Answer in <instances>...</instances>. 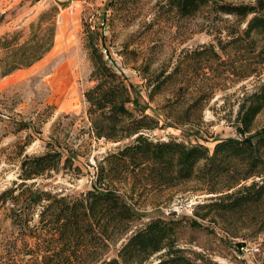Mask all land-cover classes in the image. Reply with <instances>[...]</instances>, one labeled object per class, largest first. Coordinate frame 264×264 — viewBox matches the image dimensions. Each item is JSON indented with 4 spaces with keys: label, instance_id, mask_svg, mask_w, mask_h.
<instances>
[{
    "label": "rangeland",
    "instance_id": "obj_1",
    "mask_svg": "<svg viewBox=\"0 0 264 264\" xmlns=\"http://www.w3.org/2000/svg\"><path fill=\"white\" fill-rule=\"evenodd\" d=\"M45 11L41 26L53 22L52 48L29 67L0 76V192L19 181L26 155L43 154L51 146L64 155L76 151L74 165L79 169L61 166L28 183L59 195L91 188L95 161L117 145L88 133L84 92L94 84L92 43L125 75L134 99L129 106L158 119L155 128L144 131L150 139L200 143L211 151L218 140L239 137V99L257 85L258 77L239 80L231 73L239 67V45L226 43L229 36L223 28L232 17L208 7L180 17L168 0H0V35L18 31L24 39L30 24ZM210 45L219 57L207 52L199 58L197 53ZM157 77L163 82L151 91ZM262 133L264 112L246 136L254 140ZM122 191L132 195L142 222L155 217L178 220V246L191 256L211 264H261L264 231L257 232L239 216L195 218L196 206L211 195L196 183L161 191L140 186L130 191L126 184ZM192 219L200 225H191ZM37 254L34 238L19 231L7 207L1 206L0 264H34ZM156 260L157 254L150 258L151 263Z\"/></svg>",
    "mask_w": 264,
    "mask_h": 264
},
{
    "label": "trees",
    "instance_id": "obj_2",
    "mask_svg": "<svg viewBox=\"0 0 264 264\" xmlns=\"http://www.w3.org/2000/svg\"><path fill=\"white\" fill-rule=\"evenodd\" d=\"M168 5L180 17L208 7L233 18L223 28L229 36L226 43L239 45V67L231 73L239 80L258 77L257 85L243 91L239 99V137L220 139L211 151L200 143L150 139L144 131L155 128L158 119L141 107L129 106L134 99L125 75L114 70L92 43L94 84L84 92L88 133L95 140L117 145L95 161L91 188L78 195H59L34 181L28 183L61 166L79 169L74 165L76 151L64 155L51 146L43 154L26 155L20 163L19 181L0 192V207H7L12 224L34 238L40 254L34 264H211L178 246V220L155 217L142 222L143 214L132 195L122 191L126 184L130 191L137 186L161 191L194 182L211 194L196 206L195 218L216 221L239 216L257 232L264 231V133L254 140L246 136L256 116L264 112V77H260L264 0H168ZM47 14L42 12L30 24L29 35L22 40L18 31L0 35L1 77L29 67L52 48L54 24L41 26ZM207 52L219 57L212 45L197 54L200 58ZM156 80L151 91L163 82L159 77ZM34 211L38 218L32 223ZM197 219L191 225H200ZM155 254L157 260L151 263Z\"/></svg>",
    "mask_w": 264,
    "mask_h": 264
}]
</instances>
